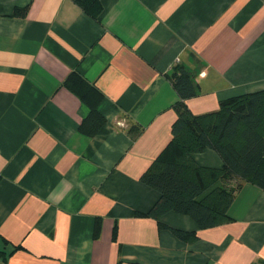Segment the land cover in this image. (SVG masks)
<instances>
[{
  "label": "crops",
  "instance_id": "obj_1",
  "mask_svg": "<svg viewBox=\"0 0 264 264\" xmlns=\"http://www.w3.org/2000/svg\"><path fill=\"white\" fill-rule=\"evenodd\" d=\"M96 1L97 19L81 0H0V264H259L261 189L243 183L212 228L163 215L196 232L186 242L147 214L159 193L140 177L171 139L175 66L195 115L264 90V0ZM71 73L105 119L91 137ZM193 159L221 167L211 150Z\"/></svg>",
  "mask_w": 264,
  "mask_h": 264
},
{
  "label": "trees",
  "instance_id": "obj_2",
  "mask_svg": "<svg viewBox=\"0 0 264 264\" xmlns=\"http://www.w3.org/2000/svg\"><path fill=\"white\" fill-rule=\"evenodd\" d=\"M90 2V6L86 0L80 3L84 11L97 19L101 6L96 0ZM166 77L179 99L173 106L176 118L171 126V139L140 177L141 182L159 193L147 214L157 219L161 228H169L161 221L168 212L191 217L199 229L228 223L231 221L228 210L236 189L249 183L264 192V90L227 98L216 111L195 115L185 104L196 95V86L185 69L175 66ZM64 84L85 105H90L92 89L82 77L71 73ZM88 108L79 129L91 137L105 119L96 107ZM138 129L132 125L129 132L134 136ZM206 150L219 157L220 168L199 166L194 161L193 155ZM231 179L237 180L238 185L228 189L224 183ZM169 229L182 241L197 239L195 231ZM259 264H264V260Z\"/></svg>",
  "mask_w": 264,
  "mask_h": 264
}]
</instances>
